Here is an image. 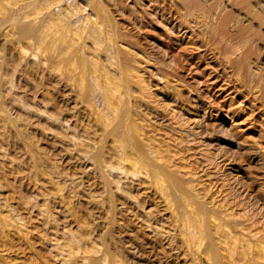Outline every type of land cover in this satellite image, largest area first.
I'll list each match as a JSON object with an SVG mask.
<instances>
[{"label": "rangeland", "instance_id": "1", "mask_svg": "<svg viewBox=\"0 0 264 264\" xmlns=\"http://www.w3.org/2000/svg\"><path fill=\"white\" fill-rule=\"evenodd\" d=\"M18 1L19 0H16V2L19 4H21L23 1L26 2V0H23V1L21 0V2H18ZM42 1H43V4H42L41 0H36V1L34 0L32 3L33 5H31V2L28 1L26 3L29 6L28 5L26 6L25 2H24L25 4L22 3L21 5H18V4L16 5V3L12 2V0H0V15H1V13H2V15L6 14L4 12L7 11L6 7L8 4L10 5L12 3L11 4L12 7L14 5H16V8L14 6V8L11 7L12 10L10 9V11H12L11 13L13 14V16H12V14H10V11H8L9 13L7 12L10 16L8 15L6 17V15L5 16L1 15L2 18L0 17V19H1L0 25L3 24L2 22L4 21L5 18L9 19V17L14 18L16 16L17 19L15 17L14 20L17 22L20 20V24H19V22L18 23L16 22L19 25V30H17L18 25H16V27H14V28L12 27V26H15V24H14L15 22L12 23V21H11L12 18H11V20H9V21H11L9 23L14 24V25L9 24L10 26L7 28L8 31H6V29H3L4 27L8 26L7 20H5L6 25H5V23H4L5 26L2 25L4 27L0 26V62H1L0 65H2V69H3L0 73V82H1L0 85L2 86V84H3L4 86L6 85L5 87H7L5 89L2 86V88H1L2 90H0V97L3 96V97H1L2 101L0 104L5 109L4 112H1V113H5V114L7 113L6 114L7 118L12 117L11 119L12 120L14 119L13 120L14 122L11 121L12 123L9 122L11 120L10 118H8V120L10 119L9 121H5V127H1L2 129H0V132L4 129L2 131L3 134L1 135V133H0V135H1L0 137L3 136L6 139L5 140L4 139L2 140V138H0V139L2 140L3 144H5V145L8 144L10 146L9 147L8 145H6L9 147V150L11 149L9 152L12 153L11 154L12 156L13 155L15 156V157L13 156L14 158L17 157V158H19L20 161L26 162V163L24 162L26 165V168L29 167L32 163L34 166L36 165L35 166L36 170L34 169L33 165L27 169L33 168L35 172L39 170L38 172H36V174L38 175L37 177L41 181H42V179L44 182L46 181V184L47 183L49 184L51 181H52L51 182L52 184H55V182L56 183H59V182L63 183L64 182V184H66L68 182V180H71L72 178L74 179V177H73L74 175H75L76 181L78 183L81 181L80 182L81 184H78L76 182V183L72 184L71 187H70L71 184L69 185L67 183V185L69 186L66 188V190H67L66 193H67V195L69 194L67 196L68 197L67 200H69L71 203L73 202L72 204L69 203V205H71L70 207H72V206L74 207V208L72 207L73 208V212H72L73 217L75 216L74 218H76V220L78 222H80V224L84 223L83 226L88 225L85 228L89 227L90 230L92 229L94 232V233L93 232L92 233L94 235H96L95 237H97V236H98L97 238L100 237L99 238L101 240L100 243L102 241L104 243V244H102V247H104V245L108 246V247L107 246L104 247L107 249L111 247L110 250H112L113 253H115L117 251V248H118V251L115 254L120 259H123V261H126V262H124L126 264H182V262H183L182 261L183 259L181 257H179L178 255L176 256L177 253L175 250L170 251V248L163 241L153 237L150 233L147 232L146 229L143 228V226L139 223V221H137V219L134 218V216L132 215L131 212L132 211L134 212L133 209H135V212H136V207L133 204H130V203L124 201L122 199V197L120 196L119 192H117V194H116V191L113 190L112 187L108 188V190H107L106 186L107 185L110 186V185L105 184L106 185L105 186L104 183H102V182H104V178H103L104 176L102 177L103 178V180H102L101 179L102 174L99 173V172H101V171H99V166L98 165L96 166V167H98L97 168L98 170L95 169V167H94L95 166L94 164H96V159H95L96 155L95 154H97L98 152H96V151L93 152V150L99 151L100 149H102V146H105L107 148L104 147V149H102V150L105 151V153H106L108 151V148H109L108 142L110 143L111 138H112V137H109L110 135L109 136L107 135V133H106V132H108L107 129H105L106 132L103 130L104 131V133H103L102 129H104L105 127L102 128L103 125H101V123H102L104 118H103V116H100V119L98 118L99 112L96 113L98 111L97 110L98 108H97V106L95 108V105L92 104V103H94L93 101L98 100L97 99L98 97L95 98L92 92L91 93L88 92V90L92 89L93 82L95 83V81L98 78H100V79H98L99 81L97 80L96 82H98L99 87L102 86L101 88L97 87V88H99L98 89L99 92L97 93V95L99 94L98 96H100L101 91L108 90L107 93L109 94L110 93L109 90H110L112 95L114 93L113 97H115V98L110 97L111 94H109L108 95L109 101L113 100V99L115 100L117 98V99H122L121 101L123 103H125L126 101L128 102V103L127 102L125 103L126 108H122L123 107L122 102L120 100H118V101L115 100L117 102V104L119 103L118 104L119 106H120V104H122V106H120V107L118 106L119 110H120V108L123 109L121 111L126 110L125 112L119 111L120 114L121 113H127L126 117L129 116L128 120H126V118H125L126 123L130 119V121L126 125H130L132 123L133 124V131H135V133L141 132V134H140L141 136L138 133V135L141 138H144V136L145 137L148 136V137H150V138H148L151 140L150 142L155 143L157 141L155 144H151L147 138L144 139L145 141H146V139L148 140V141H146V143H150L151 145H154V148L155 147L158 148V145H159V148H158V149H160L159 151H162L161 148L163 149V147L167 148L166 149L167 151H165V148L162 151L164 153V155L163 154L161 155L163 157L160 159V161L162 162L163 158H165L166 162H168L167 165L164 164V165H166L165 168H168L167 171L174 173V175H175V173H177L176 177L180 178V179H178L179 181H181V179L183 182L186 181L185 183H183L182 181L181 182H182V184H185V185H183V188H184V186H186L185 189H183V191L186 190L185 192L188 191L189 193L192 191L190 194L191 195L193 194V197L190 194H188V192L186 193L187 197L189 198V201L191 200L192 202H194V201L196 202L198 200L197 202H203V203L205 202L204 204H206L205 206H207L208 208L212 209V206H215L213 209L218 210L219 209V207L217 206L219 203L218 201L224 199L226 197L224 193H227L230 191V193L232 195H234L235 197L231 196L230 194L226 197V198H229V199H227L228 205H229V207L227 206L228 210L232 209L229 212H233L236 215L240 212L241 208L244 207L245 211L247 210L248 213L250 212L249 214L256 213V214H254L255 218L260 219L261 217H263V219H264V0H71L72 2H74L73 3L74 5L77 3L76 8H78V11L81 10L78 12V17H80L78 19V21H81L82 23H85V24H87L86 22H88L87 25H89V27H91V26L93 27L94 25H95L94 27H99V25H100L99 28L102 27L100 30L104 31V32L102 31L103 35L106 33L104 35L105 37L102 36V38L100 39L99 45H102L104 42H105L104 43L105 46L108 44V48H109L108 51H109V53H111V56H110L111 58L109 59L111 61L108 60L109 62L107 61V59H105L106 58L104 55L105 52L102 54L103 51L101 49H102V47L104 49V47H105L104 44L102 45V47L98 46V48H100V50L95 52L92 50L93 48L92 49L89 48V47H93V46H91L92 43L90 40H88V38H85V40L83 39L85 41V44H84L85 46L83 45L84 41L76 38V40L78 42H79V40H81L80 42H82V43H80V45L81 44L83 45V49H82V46H78L79 45L78 42H76L78 44H76L74 41L73 42L75 44L73 42H70V41L74 40L75 38L73 39L70 36L66 35V36H64L65 39L61 38V37H60L61 39L59 38L61 40V42L65 41V42H63V44H61L59 40H57V42L55 44L57 45V43H58L59 45H64L66 43V46H67V43H69V44L71 43V45L73 44L72 46L70 45L72 47V49L68 44V46H67L68 49H67V47H65V45L62 46L63 48L62 47L58 48V45H57V47L47 50V47L49 48V45H47V44L49 42L51 43L50 39H52V37L55 35H53V33L46 35L47 37H50V39L48 38L49 39L48 40L43 33H44V30H46V29L53 31L52 23H55L57 21V19H56V16L52 15V17H55V18H52V20H51L49 18V16L47 15V17L49 18V21L52 22L51 26H49L50 24H48L49 21L47 22V17H45L46 15L44 16L46 19L43 18V15L46 14L47 10L44 13V10L46 9V7H43V5L46 2H44L45 0H42ZM9 2H11V3H9ZM29 2H30V4H29ZM34 2H36L35 5L37 3L38 4L35 6ZM1 3H3L4 6ZM17 6H20L21 8H23V7H26V8L32 7L33 8V6H34L33 9L37 10V12L34 10H31L30 8H27V10L28 9L31 10V13L33 12L31 15L28 14L29 12L28 13L26 12L25 8H23L21 10H22V13H26V14L30 15L32 18L37 16L36 22L35 21H34L35 23L33 22L35 24V26L38 27V25H39V28H40V27H43L45 22H47V24H45L46 29H44L45 26L43 28H40L41 30L38 28V30L40 32H42V30L44 29L42 35L44 36L43 38H45L46 41L44 39V43H42L43 47H44L43 49L40 48V47H42L41 42L43 40H38V39H41L42 37H40L41 34H39L40 32L36 29L37 27H35L34 30H36V34L38 32L39 33L36 36L35 31H34L32 38H31V36H28L27 34L18 33V31L19 32L21 31L20 25L23 23L24 14L21 13V10L19 9L20 7H17ZM40 6H41V8H40ZM36 7L40 8L39 9L40 11H43L40 13L41 16H38L39 11ZM8 8L9 7H7V9ZM4 9H5V11H4ZM42 9H44V10H42ZM81 12H82L83 16H86L87 19L85 17L81 18V17H83L82 14L81 15L79 14ZM14 13H15V15H14ZM16 13L18 14V16L21 15L20 16L21 19L18 18ZM98 13H99V19H98ZM31 17H29V18H31ZM42 18L45 21H43ZM40 19L42 20V22H44V24L43 23L41 24ZM55 19H56V21L54 22ZM204 19H206V20H204ZM34 24H31L32 27ZM48 26H49V28L50 27L51 28L48 29ZM10 27H12L11 28L12 30H14L16 28L13 31V33L10 32V31H12L10 29ZM244 29L246 31H244ZM29 34L32 35V33H29ZM242 34H244V35H242ZM20 35L21 36L23 35V36L20 37ZM38 35H40V36L38 37ZM26 36H28V37L26 38ZM221 36H223V37L221 38ZM35 37H37V39H35ZM62 37H63V35H62ZM103 37H104V41H103ZM107 37H109L110 41L107 40ZM68 38H71L72 40L68 39ZM62 39H64V40L62 41ZM66 39H68V40H66ZM30 41H32V42H30ZM36 41H37V44H34V43H36ZM38 41L40 43H38ZM102 41H103V43H102ZM16 43H18L17 44L18 46L16 45ZM45 43H46L47 47H45V45H44ZM109 43H112L111 46ZM55 44L53 45L51 43L50 48L55 46ZM225 44H226V46L232 45L233 47L235 44V46L238 47L239 54H240V55H238L239 59H238V57L236 58L237 54L235 55L234 53H232L234 51V49L231 50L232 46H231V48L230 47L228 48V50L230 49L232 51L231 52L229 50L232 53V54H230V52L227 51V47L225 46ZM51 45H53V46H51ZM86 45H87V47H86ZM122 45H124V46L122 47ZM73 46H75V48ZM76 46H78L79 48L81 47L82 50L75 51L76 48H78ZM24 47H25V49H24ZM110 47H111V49H110ZM223 47H224V49H223ZM21 48H23V49H21ZM56 48H58V49H56ZM114 48H115V51H113ZM234 48H236V47H234ZM44 49H46V51ZM85 49H87V50L85 51ZM88 49H90V50H88ZM127 50H129V51H127ZM23 51H24V53H23ZM78 51H81V52H78ZM92 51L95 53H92ZM99 51H101V52H99ZM121 52L123 53V56H122ZM125 52H126L128 60L126 59V56L124 57ZM225 52H227L229 54H227ZM62 53H64V54H62ZM81 53L85 56L81 55ZM88 53H90V54H88ZM34 54H36V55L34 56ZM45 54H47V55L44 56ZM92 55L94 57L91 58ZM130 55H131L130 59L132 58L131 61H129ZM232 55H233V57H232ZM113 56L115 57L114 59H113ZM31 57H34V58H31ZM119 57H121V58L124 57V58L120 59ZM133 57H134V59H133ZM88 58H90V59H88ZM96 58L98 59V61ZM231 58H232V61H231ZM233 58L237 59V60L234 59L235 63L233 62L234 61ZM95 60L97 62H95ZM121 60H124V61L121 62ZM238 60L242 61L241 65L236 64V62L240 63ZM116 61H118V62H116ZM119 61H120V64L124 63L121 66L125 65L124 66L125 70H123V68L121 66H119V64H117V63H119ZM44 62H45V64H44ZM127 62H131V63H129L130 68L128 66V68L131 71L129 69L126 71L127 65H128ZM91 63L94 66H96V64L98 63V65H97L98 70H97V68H94L93 65L91 66L90 65ZM108 63L113 64V65H109ZM137 63L139 65L141 64V66H139ZM131 65L135 66L134 67L135 69ZM136 65L138 68L136 67ZM89 66L92 67L91 70H89ZM143 67H144V69H143ZM136 68H137V70H136ZM102 69H104V70H102ZM132 69H134V72H136V73H134V72L132 73V71H133ZM92 70H93L94 74H95V72L98 71L97 72L98 75L95 74L96 75L95 76L92 72L89 73V71H92ZM101 71H105L108 73L107 74L105 73V75H103L104 73L103 72L101 73ZM121 72L123 73V75ZM126 72H128V73L130 72L132 77L130 74H128ZM5 73H6V76L4 75ZM2 74L5 76V77H3V79H1V76H3ZM89 74H91V76L93 75L94 79L96 78V80L93 81V77H91V76L89 77ZM114 74H116V75H114ZM117 74H119V75H117ZM133 74H134V76H133ZM135 74H137L139 77L138 76L136 77ZM148 75H150V76H148ZM98 76H101V77H98ZM102 76L106 80H104V78ZM106 77H108V78H106ZM4 78H6V80H4ZM128 78H129V80H128ZM159 78L161 79V81H164V79H165L166 80L165 82L168 84H169V82L171 83V86L169 84L170 87L167 85L169 87V89L174 90L173 89L174 87H175V89H177L179 87L178 88L179 90H177V92L178 91L180 92L179 94L181 95V100H180L181 103H180V101L179 102L170 101L172 99L164 97L159 93L157 86H156V83H157L156 81H157V79L159 81L160 80ZM7 79H9V80H7ZM142 79L143 80L145 79L144 81L146 83L144 81H142L144 85L140 84V83H142L140 81ZM110 80H111V82H110ZM114 80L116 82H113ZM120 80L122 83L120 82ZM2 81H5V82L7 81L6 82L7 84L13 83V86L11 84L7 85V84H5V82H2ZM138 81H140V82L138 83ZM154 81L156 83H151ZM109 82L115 83V86L113 85V83L111 85ZM100 83H101V85H100ZM116 83H119V84H116ZM95 85H97V84L95 83ZM116 85L117 86L120 85V86L117 87ZM145 85H146V87H145ZM105 86L107 87V89ZM108 86H110V87L114 86L116 88H114V91H112L111 89H113V87L110 89V87H108ZM139 86H141V87H139ZM128 87H129V89H128ZM11 88H12V92L10 93ZM118 88H120V89H118ZM141 88H143L144 90H142ZM8 89H10V90H8ZM100 89H101V91H100ZM145 89H147V91ZM15 90H16V92H15ZM105 91H103V94H101V99H99L98 101L95 102L96 105L101 106V104L103 103L102 106H104L105 103L108 104L109 101L107 102L104 99V98L108 97V96L105 97L107 95V93H105ZM87 92L89 93L88 95H90V94L91 95L88 96L86 94ZM115 92H116V96H115ZM142 92L143 93L146 92V93L142 94ZM149 92H151V93H149ZM104 93H105V95H104ZM10 94L12 97L10 96ZM77 94H78V96H77ZM15 96L17 97V99L20 103L18 101H17V103L15 102L16 101ZM4 97H6V98H4ZM89 97L90 98L94 97V100H93V98H91L92 99L91 100ZM102 97H104V98H102ZM118 97H122V98H118ZM160 97H162V99ZM10 98H13L12 100L13 101L15 100L14 101L15 103L13 102L10 104V100H11ZM111 98H113V99H111ZM193 98L195 99V101ZM102 99H103V101H101ZM145 99H146V101H145ZM191 99H193V101ZM12 100H11V102H12ZM113 101H111V103ZM153 101H155V102H153ZM169 101H170V103H169ZM182 101H183V104H182ZM2 102H3V104H2ZM97 102H99V104ZM165 102H167V103H165ZM4 103H5V105H4ZM21 103H22V107H25V109L27 107L25 105L30 104L29 106L32 109L28 106L29 107L28 109L25 110L23 108V110H22L21 109L22 107L20 105ZM153 103H154V105H153ZM193 103L194 104L196 103L198 105L197 106L198 107V110H197L198 118L197 117L196 118L197 119L201 118L200 123H202L200 126L195 125V127H194V132L196 130V132L194 133L195 141L198 140V143L196 142L197 145L195 144V146H197V148L194 146V143H193V145L190 143L187 144L188 141H186V140H188L190 137L188 136L187 131H185V129H187V126L192 125L190 123H192V121L194 119V115H193L194 112L193 111L195 110L194 108L196 107L195 106L196 104L194 105ZM16 104H19V107ZM191 106H193V107H191ZM93 107H94V109H93ZM133 107H134V109L136 108L137 110L135 109V111H134ZM181 107L185 108V110H187V111L185 112V110L184 111L181 110L182 109ZM2 108L0 107V109H2ZM33 108L36 112H34ZM6 109H7V111H6ZM29 109H31V111H29ZM36 109L37 110L39 109L40 111H42L44 109V110H46L44 112H46L47 114L44 113L45 114L44 115L43 112H40L41 114L44 115V116L43 115L41 116V114L38 113L39 110L37 111ZM188 110H190V111H188ZM20 111L22 112V114L20 113ZM26 111H28V112H26ZM32 112H34V113H32ZM135 112H138L139 114L135 113ZM9 113H11V114L9 115ZM36 113H38L39 115H36ZM130 113H131V115H130ZM181 113H182V115H180ZM203 113H205V114H203ZM47 115H50L51 117L56 116V118L57 119L59 118V119L58 120L56 118H54V119L57 120V122L59 121L60 123L58 122V124H57V122L54 123V122L50 121V119L48 120L47 118H49L50 116L48 117ZM131 116H133V117H131ZM175 116H178V118L181 119V122L183 120V122L185 123V124L183 123V125H184L183 127L184 128L186 127L185 129L184 128L179 129L177 127V125H176L177 121H174V119L177 120L178 118H176ZM15 117L17 120L15 119ZM101 117H102V120H101ZM51 119L54 120L53 118H51ZM180 119H178V121ZM186 120H188V121H186ZM190 120H191V122H190ZM7 122L9 123L8 126L10 127L11 130L8 128V126L6 128ZM174 122H175V124H173ZM0 123H1V121H0ZM13 123H15V124L13 125ZM10 124L13 125L14 129L11 128L12 125L10 126ZM45 124H49L48 127L49 126L50 127L48 128L47 125H45ZM52 124H54V125H52ZM55 124H57V125H55ZM59 124H60V126L63 125L62 127H65V126L69 127L68 129H70V127L74 128V131H76L77 133L74 131L73 132H74V134L75 133L77 134V137H76L77 139L81 138V140L85 141L84 139L87 138L86 141H88V143L90 144L89 148H86V146H85V148H86L85 149L83 144L76 143L74 145V144H71V142L68 143L70 140L68 139L69 141H67V138L65 136L66 134L63 132V130L60 129ZM132 124H131V126H132ZM139 125L144 126V127H141ZM148 125H150V126H148ZM15 126L18 128V130H21V131H18ZM175 127L177 129H175ZM51 128H52V130H51ZM6 129H7V131H6ZM47 129H48V131H47ZM134 129H136V130H134ZM12 130H14V132ZM137 130H140V131H137ZM167 130H169V131H167ZM16 131H17V133H16ZM183 131H184V133H183ZM4 132H5V134H4ZM52 132H54V133H52ZM165 132H167V133H165ZM147 133H148V135H147ZM19 134H20V136H19ZM142 134H143V136H142ZM152 134L154 135V137ZM79 135H80V137L78 138ZM60 136H61V138H60ZM62 137L65 139L63 140ZM140 137H139V139H140ZM151 137L155 140V142H154V140L152 141ZM10 139H11V141H10ZM99 140H100V142H99ZM104 140H106V141H104ZM142 140L143 139H140L139 142L144 143L145 141H142ZM24 141H25V143H24ZM90 141H92V142H90ZM93 141H95V142H93ZM179 141H183V142H179ZM13 142L15 145H13ZM17 142H18V144H17ZM28 142L30 143V145ZM158 142L159 143L161 142L160 143L161 145L166 144V146H164V145L161 146ZM205 142L207 143V145H203ZM91 143H94V145ZM199 143H200V145H198ZM210 143H212V144H210ZM70 144L72 146L74 145V148L77 147V144H78V148H76V150H75L73 147H71ZM81 145H83V146L81 147ZM140 145L141 146L144 145L146 147L145 143L140 144ZM168 145L170 146V148H168L169 147ZM189 145H190L191 149H188ZM198 146H200V148H198ZM26 147L27 148L29 147V148L27 149ZM206 147L210 148V149H207ZM23 148H25V149H23ZM71 148L73 149L72 151L69 150ZM195 148H196V150H195ZM32 149H33V151H31ZM83 149L85 150V153H87V154H85L83 152L84 151ZM89 149L91 150L92 153L90 152ZM24 151H26V152H24ZM79 151L82 152L81 153L82 156H84L83 155V153H84L85 157H82L81 154L79 155V153H80ZM16 152L18 153L19 156L17 155ZM31 152H34V153H31ZM68 152L69 153L72 152V153L69 154ZM162 152H160V153H162ZM211 153H212V155H211ZM76 154L79 155V157L82 160L79 157H77ZM89 154H90V157L88 156ZM130 154L131 153H129V155ZM156 154H159V153L156 152ZM132 155L133 154H131V156H130V158H132V159L134 157H138L137 155L136 156L135 155L132 156ZM21 156H23L22 159H21ZM37 156L40 158L38 159ZM152 156H154V155L152 154L151 156H148V157L152 158ZM159 157H160V155H159ZM86 158H87V160H85ZM154 158L155 157H153V159ZM205 158H207V159L211 158L210 160H211L212 164H214V163L215 164L210 165V167H209V165H207V164L209 163L210 160L208 159L209 161L207 160V162H205L204 161ZM137 159H139V157ZM87 161H89V162H87ZM92 161H94V164H93L94 166H92V169H91L92 173H91V170L87 169L88 168L87 164L88 163L90 164V162H92ZM142 161L140 160V162L142 163L141 166H143V168L146 167L145 163L147 164V167L149 166V163H147V162L144 163V161L143 162ZM156 161H157V159H156ZM160 161H158V163ZM30 162H31V164H30ZM83 162H85V165ZM161 162H160V164H162L163 162L166 163L165 161H163L162 163ZM203 162H205L206 164ZM205 165L207 167H209V169ZM215 165H216V167H215ZM167 166H169V167H167ZM81 167L83 170H84V168L87 169V171L86 170L83 171L81 169ZM42 168H44V169L42 170ZM149 168H150V166H149ZM46 169H47V171H46ZM144 169H147V168H144ZM62 170H63L64 174L62 173ZM88 170H89V172H88ZM43 171H45V173ZM96 171H98V173H95ZM185 172H187L189 176ZM55 173L57 174L56 175L57 177L53 176V175H55ZM192 173H195V177H193L194 175ZM67 174H68V176L70 175L71 177L70 176L68 177ZM71 174H73V176ZM98 174H101V175H98ZM183 174H184V176H183ZM177 175H179V176H177ZM199 175H200V177H199ZM63 176H65V177H63ZM78 176L80 179L78 178ZM196 176H197V178H196ZM225 176H226V178H228V181H229L228 186L223 181V178ZM55 177H56V179H55ZM165 177L166 176L164 175L163 178H165ZM185 177L187 178V180ZM44 178H45V180H44ZM77 178L80 181H78ZM189 179L191 182L189 181ZM100 180H102V181L100 182ZM192 180H194V181H192ZM199 180H201V181H199ZM86 181H89V182H86ZM51 183L49 185H51ZM89 183L91 186L89 185ZM159 183L158 184L160 186H162V188L164 186L163 191L165 189L166 195H168V193H169L168 197L169 196L172 197L173 195H175V197H172V199L169 198V199H171V201L173 199H175L172 201L174 203H176L179 200V197L181 196V194L184 195V193H182L181 192L182 190L180 189V188H182V184H181L180 188L177 187L176 185H175L176 186L175 187L174 184L172 185L168 181V179H163L162 183H161V181ZM48 184H47V186L49 187ZM229 184L231 186H229ZM67 185H65V186H67ZM96 186H97V188H96ZM101 186L103 188H101ZM228 187H230V189ZM170 188H172V189H170ZM74 189L76 190V192L73 191ZM110 189L113 191V193ZM104 192H106V193H104ZM170 192H172V193L170 194ZM178 192H180L181 194H179ZM103 194H106V195H103ZM150 195L151 194L148 193L146 199H150L151 201L149 200V202L151 204L154 202L153 204H155V206H154L155 210L157 209L161 213H163L162 203L158 204V202L156 201L157 199L155 200L153 195H151V196ZM186 195H184L185 198H186ZM230 196L233 198H231ZM70 197H72V198H70ZM98 197H100V198H98ZM151 197L153 198V200L151 199ZM176 197L178 198V200ZM96 199H97V201H96ZM111 199H112V201H111ZM181 199L182 198H180L179 201H181ZM215 199H216V201H215ZM229 200H231V201H229ZM119 201H121V202H119ZM171 201H170V203H171ZM179 201L176 204L171 203L173 206L175 205L174 208L172 207L173 208L172 212H176V214H180L181 210H179V209H182V208H180L181 204L179 203ZM192 202H191V204H192ZM215 202H217V203L215 204ZM106 203H108V204L106 205ZM119 203H120L121 207H119ZM98 204H99V206H98ZM100 204H101V206H100ZM126 204L128 206H126ZM179 204H180V206H179ZM130 205H132V207ZM194 205L195 204L193 203V206ZM112 207H115V208L113 209ZM130 207L132 209H130ZM76 208H78L79 210L78 209L76 210ZM107 208H109V209H107ZM110 208H111V210H110ZM177 208H178V212H177ZM103 209H104V211H103ZM71 211H72V209H71ZM224 211H227V210L225 209ZM78 212H80L81 214ZM74 213L76 215H74ZM116 213L118 216L115 215ZM78 214H79V216H78ZM88 215H90V216H88ZM97 218H98V220H97ZM79 220H81V221H79ZM89 222H91V223H89ZM93 224H94V226H93ZM259 227H261V226L259 225L258 228ZM252 228L253 227H251V230H252ZM253 229H255V228H253ZM213 231L210 233L211 236H209V237H211L210 239L214 238L213 240L216 239L217 241L215 240V244L217 243L216 245H218V246H216V248L218 249L216 251L217 252L216 258H217V256H218V258L215 260L213 257V259L219 263H220V261L222 262V260H223V262H226L225 264L231 263L230 260L228 261L229 263H227V261H225V260L229 259L228 254H227L228 248H225V246H227V245L222 246L225 243L220 242L222 244L221 245L219 243V237H217L218 234L216 233V235H215V233ZM97 233L99 235H102V236H99ZM237 234H238V232H237ZM212 235H214L215 237L213 236V238H212ZM238 237H239L238 239H239L240 243L238 242V244L235 245V247H236L235 251L237 250L235 256H238V258H241L242 256L238 251H240L239 248H242L241 246H243V244L246 245V243L241 244L240 239H242V238H240V233H239ZM104 240L106 243L104 242ZM112 240L115 243L112 242ZM206 240H205V244H201L198 246L200 249H203L202 251L199 250L198 248H197V250H195L196 255H197L196 259L199 258L198 261L200 264H215L216 262L215 263L210 262L212 260V258L209 257L211 255V252L209 251V249L204 248L205 245L207 244ZM230 240L231 241H229V242L232 243L233 240L232 239H230ZM244 242H246V240H244ZM202 243H204V242L202 241ZM111 244H113V245H111ZM114 247H115V249H114ZM245 248L241 249V251L244 250ZM246 249H248V247ZM251 250L252 249H250V251ZM206 251L210 252V255ZM246 251H244V252H246ZM252 251L250 252V254H248L249 253L248 252L246 254V256L249 257L251 254H253ZM199 252L202 253V255L201 254L199 255ZM204 252H206V253H204ZM237 252L240 255H237ZM241 253L243 254V252H241ZM45 255H47V254H45ZM253 255H254L253 259L255 262H258V263L260 261L264 262V261H262V258L259 260L260 257H258L256 255V253H254ZM205 256H208V258H210V259H208ZM255 257L256 258L258 257V261H256L257 259L255 260ZM219 259H221V260L219 261ZM195 261H197V260H195ZM239 261H240V259H238V262ZM241 262H240V264H241ZM245 262H246V260H245ZM248 262H251L252 264H254L252 262V260H250ZM248 262H246V263H248ZM183 264H185V263H183ZM220 264H223V263H220Z\"/></svg>", "mask_w": 264, "mask_h": 264}, {"label": "bare ground", "instance_id": "2", "mask_svg": "<svg viewBox=\"0 0 264 264\" xmlns=\"http://www.w3.org/2000/svg\"><path fill=\"white\" fill-rule=\"evenodd\" d=\"M23 1V0H22ZM28 1H30L31 2V5H33L32 3H33V1L34 0H26V2H28ZM36 1V0H35ZM12 2H14V3H16V5L18 4V5H21L22 3H24L25 1H23L21 4H19V3H17L16 2V0H12ZM18 2H21V0H19ZM25 2V3H26ZM30 2H29V4H30ZM41 2H42V4H43V1L41 0ZM44 2H46V3H44V5H43V7H46V9L44 10V9H42V10H44V13L46 12V10H47V12H46V14H44L43 15V18L44 19H46L45 17H47V15L49 16V18L52 20V18H55V17H52V15L53 16H56V19H57V21H56V19L54 20V22L55 23H52L51 21H49V18L47 17V22H48V24H50L49 26H51V23H52V25H53V31L52 30H47L46 29V25L45 24H47V22H45V24H44V22H42V20L40 19V22H41V24L43 23L44 25H43V27H44V29H46V30H44V33H43V30H42V32H40L39 30H38V28H39V25H38V27L37 26H35V22H36V17L37 16H35V17H31L30 15L33 13H31V10H34V11H36L37 12V10H35V9H33L34 8V6H33V8L31 7H27V8H30V9H28L27 10V8L26 7H23V8H25L26 9V12L28 13V14H30V15H28V14H26V13H22V10L21 9H23V8H21L20 6H17V7H20L19 9L21 10V13L22 14H24V18H23V23L20 25V32L18 31V33H21V34H27L28 36H31V38H32V36H33V32L35 31V35L37 36V34L39 33V34H41V36L40 35H38V37L40 36V37H42L41 39H38V40H43L42 42H41V44L42 43H44V39L45 38H43L44 36L42 35V33L46 36V35H48V34H52L53 33V35H55V36H53L52 37V39H50V37H47L46 36V38L48 39H50V41H51V43L54 45L56 42H57V40H59L60 41V43L61 44H63V42H65V41H63L65 38H64V36H66V35H68V36H70L71 38H75L74 40H72L71 38H68V39H71L72 41H70V42H78L77 40H76V38L77 39H81L82 41H84L85 40V38H88V40H90L91 41V43L93 44H91V46H93V47H89L90 49H92L93 51H95V52H97L98 50H100V48H98V46H101L102 47V45L105 43H103V41H104V35L106 34H104L103 35V30H100L101 28H99L100 27V25H99V27H89V25H87L88 24V22H86L87 24H85V23H82L81 21H78V19L80 18V17H78V12L79 11H81V10H79L78 11V8H76V4L74 5L73 3L74 2H72L71 0H45ZM5 3V2H4ZM7 3V2H6ZM9 3H11V2H9ZM24 3V4H25ZM35 3L36 2H34V5H35ZM40 3V2H39ZM100 3V2H99ZM1 4H3V3H1ZM12 4V3H11ZM7 5V7H9L8 9H7V7H6V12H4L5 11V9H4V13H6V14H3L2 15V13H1V15L2 16H5L6 15V17L9 15L8 13V11H10V9H11V7H12V5ZM23 4V5H24ZM38 4V3H37ZM36 4V5H37ZM41 4V3H40ZM6 5V4H5ZM14 5V4H13ZM16 5H14L15 6V8H16ZM28 4L26 3V6H27ZM35 5V6H36ZM74 5V6H73ZM3 6H4V4H3ZM14 6L12 7V8H14ZM25 6V5H24ZM29 6V5H28ZM37 8V7H36ZM40 8H41V6H40ZM40 8H37L38 9V16H41L40 15V13L41 12H43V11H40L39 9ZM2 9V8H1ZM18 9V8H17ZM12 10V9H11ZM30 10V11H29ZM98 10V9H97ZM15 11V10H14ZM13 11V12H14ZM19 11V10H18ZM106 11V10H105ZM2 12V11H1ZM8 12V13H7ZM12 11H10V14H12L11 13ZM17 12V11H16ZM25 12V11H24ZM35 12V13H36ZM99 12V11H98ZM108 12V11H107ZM18 13V12H17ZM16 13V15L18 16V14ZM80 15L82 14V12L81 13H79ZM108 14V13H107ZM1 15H0V17H1ZM14 15H15V13H14ZM46 15V16H45ZM102 15V14H101ZM100 15V16H101ZM10 16V15H9ZM12 16H13V14H12ZM21 16V15H20ZM20 16H18V18H20ZM45 16V17H44ZM51 16V17H50ZM82 16H83V14H82ZM16 17V16H15ZM14 17V18H15ZM29 17H31V18H29ZM86 18V16H83V17H81V18ZM198 17V16H197ZM2 18V17H1ZM5 18V17H4ZM3 18V19H4ZM11 18H12V20H11ZM9 17V19H4V21L5 20H7V25L8 26H6V27H4L5 25H6V21L4 22L3 20V24H1L0 26H2V25H4V23H5V25L4 26H2V27H4L3 29H6V31H8L7 30V28L10 26V25H14L15 24V26H12L13 28L14 27H16V25H18L17 23L19 22V24H20V20L17 22V21H15L14 20V18L13 17ZM42 18V19H43ZM16 19H17V17H16ZM21 19V18H20ZM43 19V21H45ZM87 19V18H86ZM96 19V18H95ZM98 19H99V13H98ZM106 19V18H105ZM110 19V18H109ZM9 20H11L12 21V23L13 22H15L14 24H11V23H9V22H11V21H9ZM84 20V19H83ZM204 20H206V19H204ZM0 21H1V19H0ZM35 21V22H34ZM97 21V20H96ZM17 22V23H16ZM34 22V23H33ZM101 22V21H100ZM1 23V22H0ZM103 23V22H102ZM113 23V22H112ZM10 24V25H9ZM31 24H34L33 25V27H32V25ZM114 24V23H113ZM93 25V24H92ZM112 25V24H111ZM49 26H48V29H50L49 28ZM1 27V28H2ZM12 27H10V29L12 28ZM18 27V29L17 30H19V25L17 26ZM35 27H37L36 29L39 31L37 34H36V30H34L35 29ZM43 27H40V28H43ZM39 28V29H40ZM16 29V28H15ZM14 29V30H15ZM109 29V28H108ZM115 29V28H114ZM192 29V28H191ZM12 30V29H11ZM14 30H12V31H10L11 33H13V31ZM41 30V29H40ZM103 31V32H102ZM106 31V30H105ZM215 31V30H214ZM244 31H246L245 29H244ZM218 32V31H217ZM216 32V33H217ZM243 32V31H242ZM29 33H32V35L31 34H29ZM55 33V34H54ZM114 33V32H113ZM221 34V33H220ZM10 35V34H9ZM8 35V36H9ZM34 35V36H35ZM62 35H63V37H62ZM108 35V34H107ZM106 35V36H107ZM111 35V34H110ZM218 35V34H217ZM242 35H244V34H242ZM241 35V36H242ZM11 36V35H10ZM16 36V35H15ZM23 36V35H22ZM21 35H20V37H22ZM28 36H26V38L28 37ZM102 36H104L103 37V41H102V45H99L100 43V39L102 38ZM64 38V39H62V41L63 42H61V38ZM223 36H221V38H222ZM17 38V37H16ZM60 38V39H59ZM67 38V37H66ZM90 38V39H89ZM23 39V38H22ZM30 39V38H29ZM28 39V40H29ZM34 39V38H33ZM35 39H37V37H35ZM48 39V40H49ZM68 39H66V40H68ZM84 39V40H83ZM112 39V38H111ZM220 39V38H219ZM76 40V41H75ZM81 40H79V45L78 46H82V49H83V45L85 44V41H84V43H83V45L81 44L80 45V43H82V42H80ZM87 40V39H86ZM107 40H109L110 41V39H109V37H107ZM186 40V39H185ZM5 41V40H4ZM45 41H46V39H45ZM218 41V40H217ZM28 42V41H27ZM30 42H32V41H30ZM29 42V43H30ZM35 42V41H34ZM48 42V41H47ZM46 42V43H47ZM73 42V43H74ZM107 42V41H106ZM113 42V41H112ZM38 43H40L39 41H38ZM46 43L44 44L45 45V47H47L46 46ZM50 42L47 44V45H49V48L47 47V50L48 49H53V48H55V47H57V45H58V48L59 47H62V46H64L65 45V47H67L68 46V44L69 43H67V46H66V43L64 44V45H59L58 43H57V45L55 44V46H53V45H51V46H53L52 48H50V44H51ZM74 43V44H75ZM78 43H76V44H78ZM186 43V42H185ZM227 43V42H226ZM18 43H16V45H17ZM31 44V43H30ZM33 44V43H32ZM34 44H37V41H36V43H34ZM107 44V43H106ZM110 44V46H111V44L112 43H109ZM190 44V43H189ZM71 45V43L69 44V46ZM73 45V44H72ZM71 45V46H72ZM18 46V45H17ZM16 46V47H17ZM38 46V45H37ZM70 46V47H71ZM78 46H76V47H78ZM85 46V45H84ZM104 46H105V44H104ZM124 45H122V47H123ZM221 46V45H220ZM225 46H226V44H225ZM232 46V45H231ZM231 46L229 45V46H226L227 47V51H229L228 50V48L230 47L231 48ZM22 47V46H21ZM31 47V46H30ZM74 48H75V46H73ZM86 47H87V45H86ZM234 47H236V48H234ZM234 47L232 46V49L231 50H233L234 49V51L232 52L231 50V52L232 53H234L235 55H236V58L238 57V55H240L239 54V50H238V47L237 46H235V44H234ZM27 48V47H26ZM40 48H44L43 47V44H42V47H40ZM58 48H56V49H58ZM63 48V47H62ZM73 48V49H74ZM125 48V47H124ZM21 49H23V48H21ZM24 49H25V47H24ZM67 49H68V47H67ZM70 49V48H69ZM71 49H72V47H71ZM81 49V47L79 48H76V50L75 51H77V50H82ZM90 49H88V50H90ZM110 49H111V47H110ZM120 49V48H119ZM223 49H224V47H223ZM34 50V49H33ZM45 51H46V49H44ZM61 50V49H60ZM87 49H85V51H86ZM103 52H102V54L105 52V59H107V61L111 58L110 56H111V53H109V48H108V44L104 47V49H103V47H102V49H101ZM226 50V49H225ZM21 51V50H20ZM31 51V50H30ZM42 51V50H41ZM66 51V50H65ZM84 51V52H85ZM92 51V53H95V52H93ZM113 51H115V48H114V50ZM112 51V52H113ZM127 51H129V50H127ZM126 51V52H127ZM192 51V50H191ZM229 51V52H230ZM78 52H81V51H78ZM89 52V51H88ZM99 52H101V51H99ZM120 52V51H119ZM126 52L124 53L125 55H124V57L126 56V59L128 60V58H127V55H126ZM230 52V54H232ZM23 53H24V51H23ZM83 53V52H82ZM81 53V55H83ZM86 53V52H85ZM91 53V52H90ZM90 53H88V54H90ZM122 53V52H121ZM120 53V54H121ZM225 53H227V52H225ZM22 54V53H21ZM44 54V53H43ZM51 54V53H50ZM62 54H64V53H62ZM98 54V53H97ZM116 54V53H115ZM136 54V53H135ZM227 54H229V53H227ZM233 54V55H234ZM27 55V54H26ZM36 54H34V56H35ZM47 54H45L44 56H46ZM49 55V54H48ZM103 55V56H104ZM233 55H232V57H233ZM32 56V55H31ZM42 56V55H41ZM83 56H85V55H83ZM82 56V57H83ZM99 56V55H98ZM101 56V55H100ZM116 56V55H115ZM122 56H123V53H122ZM189 56V55H188ZM2 57V56H1ZM57 57V56H56ZM61 57V56H60ZM92 57H94L93 55L91 56V58ZM97 57V56H96ZM124 57H119L120 59H123ZM130 57H131V55L129 56V61H131V59H130ZM231 57V56H230ZM31 58H34V57H31ZM37 58V57H36ZM65 58V57H64ZM79 58V57H78ZM115 57L113 56V59H114ZM146 58V57H145ZM20 59V58H19ZM45 59V58H44ZM70 59V58H69ZM87 59V58H86ZM88 59H90V58H88ZM97 59V58H96ZM100 59V58H99ZM125 59V60H126ZM133 59H134V57H133ZM235 58H233V60H234ZM238 59H239V57H238ZM35 60V59H34ZM55 60V59H54ZM228 60V59H227ZM235 60H237V59H235ZM235 60L233 61L234 63H235ZM2 61V60H1ZM5 61V60H4ZM47 61V60H46ZM79 61V60H78ZM88 61V60H87ZM97 61H98V59H97ZM96 60H95V62H97ZM109 61H111V60H109ZM108 61V62H109ZM115 61V60H114ZM122 61H124V60H121V62ZM203 61V60H202ZM231 61H232V58H231ZM240 63H238V62H236V64H240L241 65V62L242 61H240V60H238ZM92 62V61H91ZM104 62V61H103ZM116 62H118V61H116ZM136 62V61H135ZM140 62V61H139ZM1 63V62H0ZM7 63V62H6ZM18 63V62H17ZM56 63V62H55ZM54 63V64H55ZM81 63V62H80ZM93 63V62H92ZM90 64L91 66L93 65V64ZM105 63V62H104ZM114 63V62H113ZM128 63V65H127V69H126V71L130 68V66H129V63H131V62H127ZM126 63V64H127ZM38 64V63H37ZM44 64H45V62H44ZM109 64V63H108ZM117 64H119V66H121L122 64H124V63H121L120 64V61H119V63H117ZM138 64V63H137ZM149 64V63H148ZM243 64V63H242ZM42 65V64H41ZM58 65V64H57ZM84 65V64H83ZM98 65V63L96 64V66ZM109 65H113V64H109ZM108 65V66H109ZM139 65V64H138ZM174 65V64H173ZM45 66V65H44ZM82 66V65H81ZM87 66V65H86ZM94 66V65H93ZM96 66H94V68H97V70H98V66L96 67ZM125 65H123V66H121L122 68H123V70H125L124 67ZM128 66H129V68H128ZM133 68L135 67V66H133V65H131ZM139 66H141V64L139 65ZM4 67V66H3ZM120 67V68H121ZM136 67H137V65H136ZM0 73H1V71L3 70L2 69V65H0ZM40 68V67H39ZM68 68V67H67ZM73 68V67H72ZM82 68V67H81ZM93 68V69H94ZM104 68V67H103ZM119 68V69H120ZM121 68V69H122ZM138 68V67H137ZM137 68H136V70H137ZM140 68V67H139ZM197 68V67H196ZM65 69V68H64ZM74 69V68H73ZM92 69V67H90L89 66V70H91ZM100 69V68H99ZM118 69V70H119ZM135 69V68H134ZM134 69H132L133 71H132V73L134 72ZM142 69V68H141ZM143 69H144V67H143ZM142 69V70H143ZM158 69V68H157ZM102 70H104V69H102ZM130 70V69H129ZM135 70V71H136ZM44 71V70H43ZM55 71V70H54ZM72 71V70H71ZM122 71V70H121ZM131 71V70H130ZM157 71V70H156ZM14 72V71H13ZM90 72H92L93 73V70L92 71H89V73ZM95 72V71H94ZM98 72V71H97ZM97 72H95V74L96 75H98V73ZM104 73L103 75H105V73L107 74L108 72H105V71H101V73ZM144 72V71H143ZM142 72V73H143ZM73 73V72H72ZM91 73V74H92ZM122 73V72H121ZM125 73V72H124ZM126 73H128V72H126ZM134 73H136V72H134ZM138 73V72H137ZM140 73V72H139ZM158 73V72H157ZM91 74H89V77L91 76ZM94 74V73H93ZM94 74V75H95ZM128 74H130V72L128 73ZM168 74V73H167ZM3 75V74H2ZM5 76H6V73L4 74ZM1 76V79H3V77H5V76ZM8 75V74H7ZM95 75V76H96ZM114 75H116V74H114ZM117 75H119V74H117ZM121 75V74H120ZM122 75H123V73H122ZM131 75V74H130ZM73 76V75H72ZM108 76V75H107ZM110 76V75H109ZM133 76H134V74H133ZM135 76L137 77L138 75L137 74H135ZM148 76H150V75H148ZM209 76V75H208ZM91 77H93V75L91 76ZM98 77H101V76H98ZM103 77V76H102ZM120 77V76H119ZM128 77V76H127ZM131 77H132V75H131ZM130 77V78H131ZM139 77V76H138ZM142 77V76H141ZM144 77V76H143ZM167 77V76H166ZM179 77V76H178ZM7 78V77H6ZM6 78H4V80H6ZM9 78V77H8ZM104 78V77H103ZM106 78H108V77H106ZM146 78V77H145ZM92 79V78H91ZM98 79H100V78H98ZM97 79V80H98ZM119 79V78H118ZM123 79V78H122ZM125 79V78H124ZM148 79V78H147ZM150 79V78H149ZM160 79V78H159ZM7 80H9V79H7ZM11 80V79H10ZM96 80V78L94 79V77H93V81H95ZM96 80V81H97ZM104 80H106L105 78H104ZM109 80V79H108ZM107 80V81H108ZM117 80V79H116ZM126 80V79H125ZM128 80H129V78H128ZM131 80V79H130ZM139 80V79H138ZM145 80V79H144ZM143 79L142 80H140L141 82L142 81H144ZM156 80V79H155ZM163 80V79H162ZM67 81V80H66ZM92 81V80H91ZM92 81V82H93ZM95 81V83L98 85V82H96ZM99 81V80H98ZM140 81H138V83L140 82ZM166 80L164 79V81H161V79L158 81V79H157V83L154 81V82H151V83H156V86H157V89H158V91H159V93L162 95V96H164V97H167V98H169V99H172V100H170V101H174V102H179L180 100H181V95L179 94L180 92L178 91L177 92V90H179L177 87V89H175V87L173 88L174 90H172V89H169V87L171 86V83L169 82V84H170V86H169V84L168 83H166L165 82ZM169 81V80H168ZM2 82H5V81H2ZM7 82V81H6ZM5 82V84H7ZM110 82H111V80H110ZM109 82V83H110ZM113 82H116L115 80L113 81ZM112 82V83H113ZM120 82H121V80H120ZM129 82V81H128ZM135 82V81H134ZM145 82V81H144ZM1 83V82H0ZM73 83V82H72ZM95 83L93 82V87H92V89L91 90H88V92H92L93 93V95H94V97L95 98H97L98 100L99 99H101V94H103V91H105V90H103V91H101V89H100V91H101V94H100V96H98L97 95V93L99 92L98 91V89L99 88H101V87H99V85L97 86V85H95ZM108 83V84H109ZM112 83H110L111 85H112ZM122 83V82H121ZM120 83V84H121ZM146 83V82H145ZM12 85L13 86V83H8L7 85ZM84 84V83H83ZM116 84H119V83H116ZM129 84V83H128ZM140 84H143V82L142 83H140ZM139 84V85H140ZM180 84V83H179ZM29 85V84H28ZM73 85V84H72ZM100 85H101V83H100ZM105 85V84H104ZM110 85V86H111ZM113 85L115 86V83H113ZM127 85V84H126ZM135 85V84H134ZM138 85V84H137ZM136 85V86H137ZM144 85V84H143ZM155 85V84H154ZM169 87H168V86ZM2 86L6 89L7 87H5L3 84H2ZM2 86L0 85V90H2L1 88H2ZM78 86V85H77ZM84 86V85H83ZM86 86V85H85ZM110 86H108V87H110ZM114 86H112L113 87V89H111L112 87H110V89L112 90V91H114V88H116V87H114ZM117 86V85H116ZM118 86H120V85H118ZM117 86V87H118ZM155 86V87H156ZM184 86V85H183ZM9 87V86H8ZM75 87V86H74ZM80 87V86H79ZM97 87H99V88H97ZM104 87V86H103ZM106 87V86H105ZM130 87V86H129ZM129 87H128V89H129ZM138 87V86H137ZM139 87H141V86H139ZM145 87H146V85H145ZM14 88V87H13ZM21 88V87H20ZM82 88V87H81ZM144 88V87H143ZM143 88H141L142 90H144ZM149 88V87H148ZM172 88V87H171ZM106 89H107V87H106ZM118 89H120V88H118ZM140 89V90H141ZM150 89V88H149ZM8 90H10V89H8ZM117 90V89H116ZM122 90V89H121ZM127 90V89H126ZM146 91H147V89H145ZM154 90V89H153ZM176 90V91H175ZM7 91V90H6ZM119 91V90H118ZM129 91V90H128ZM133 91V90H132ZM175 91V92H174ZM188 91V90H187ZM12 92V88H11V90H10V93ZM15 92H16V90H15ZM86 93L87 95L89 94V93ZM108 92V90H106L105 91V93H107ZM109 94H111V91L109 90ZM117 92V91H116ZM116 92H115V96H116ZM8 93V92H7ZM19 93V92H18ZM105 93H104V95H105ZM113 93V92H112ZM120 93V92H119ZM118 93V94H119ZM146 92H142V94H145ZM149 93H151V92H149ZM5 94V93H4ZM20 94V93H19ZM23 94V93H22ZM79 94V93H78ZM78 94H77V96H78ZM108 93H107V95L105 96V97H107L108 95H109ZM126 94V93H125ZM9 95V94H8ZM16 95V94H15ZM91 95V94H90ZM90 95H88V96H90ZM92 95V96H93ZM113 95H114V93H113ZM113 95L111 94L110 95V97H113ZM131 95V94H130ZM155 95V94H154ZM188 95V94H187ZM197 95V94H196ZM195 95V96H196ZM10 96H11V94H10ZM9 96V97H10ZM41 96V95H40ZM85 96V95H84ZM118 96V95H117ZM121 96V95H120ZM126 96V95H125ZM128 96V95H127ZM159 96V95H158ZM190 96V95H189ZM1 97H3V96H1ZM1 97H0V103H1V101H2V99H1ZM12 97V96H11ZM94 97H91V98H93V100H94ZM124 97V96H123ZM130 97V96H129ZM163 97V98H164ZM4 98H6V97H4ZM14 98V97H13ZM13 98H10L11 100L13 99ZM77 98V97H76ZM82 98V97H81ZM88 98V97H87ZM90 98V97H89ZM90 98V99H91ZM102 98H104V97H102ZM109 96L107 97V98H104L107 102L109 101ZM113 98H115V97H113ZM113 98H111V99H113ZM118 98H122V97H118ZM141 98V97H140ZM161 99H162V97H160ZM15 99H16V103H17V101H18V99H17V97L15 96ZM132 99V98H131ZM142 99V98H141ZM150 99V98H149ZM168 99V100H169ZM185 99V98H184ZM194 99V98H193ZM193 99H191L192 101H193ZM7 100V99H6ZM11 100H10V104L11 103H13L14 101L12 100V102H11ZM92 100V99H91ZM98 100H96V101H98ZM104 100V101H105ZM114 100V99H113ZM113 100H110L109 102H108V104H104V106H102V104H101V106L100 105H96V101H93L94 103H92L93 105H95V108H96V106H97V112L96 113H98L99 114V116H98V118L100 119V116H103V121H102V123H101V125H103L102 126V128L103 127H105L104 129H102V131L104 130L105 131V129H107V131L108 132H106L107 133V135L109 136V137H112L111 138V142L109 143L108 142V153L106 154L105 153V151H103L102 149H104V147L105 146H102V149H100L99 151L98 150H93V152L94 151H96V152H98L97 154H95L96 155V164H94V161H92V162H90V164L88 163L87 164V166H88V168L87 169H89V170H91L92 169V166H94L95 167V169H97L98 167H96L97 165L99 166V171H101V172H99V173H101V174H98V175H101V179L103 180V178H104V182H102V183H104V185L105 184H109L110 186H106L107 187V190H108V188H111L112 187V189L113 190H115L116 191V194H117V192H119V194H120V196L122 197V199L124 200V201H126V202H128V203H130V204H133L135 207H136V212H135V209H133L134 210V212L132 211L131 213H132V215L134 216V218H136L137 219V221H139V223L143 226V228L144 229H146L147 230V232L148 233H150L153 237H155L156 239H159V240H161V241H163L169 248H170V251L171 250H175L176 251V256L178 255L179 257H181L183 260V262H182V264L183 263H185V264H198L199 263V261H198V259H196V257H197V255H196V251L195 250H197V248L199 249V250H203V249H200L198 246L199 245H201V244H205V240L207 241L206 243V245H205V247L204 248H208L209 249V251L211 252V255H210V252H207L209 255V257L210 258H212V260L210 261V262H212V263H215L216 261V259L218 258V256H217V258H216V254H217V248H216V246H218V245H216L215 244V240H213L214 238H213V236L214 235H212V238L213 239H210L211 237H209V236H211L210 235V233L213 231L214 233H215V235H216V233L219 235H217V237H219V243L220 242H223V243H225V244H221L222 246H225V245H227V246H225V248H228L227 249V254H228V260H225V261H227V263H229L228 261L230 260V262L231 263H229V264H240V262H241V264L243 263V264H252L251 262H248V261H250V260H252V262L254 263V264H264V262H255L254 261V253H256V255L258 256V257H260L259 258V260L262 258V261H264L263 259H264V219H263V217H261L260 219L259 218H255V215L254 214H256V213H254V214H249L248 213V211L246 210L245 211V208L243 207V208H241V210H240V212L238 213V214H234L233 212H229V211H231V210H228V207H229V205H228V201H227V199H229V198H226L229 194L231 195V196H234V195H232L231 193H230V191L229 192H227V193H224L225 194V198L224 199H222V200H220V201H218L219 203H218V207H219V209L218 210H214L213 208L215 207V206H212V209H210V208H208L207 206H205L206 204H204L203 202H192L191 200L189 201V198L187 197V195H186V193L188 192H185V191H183V189H185V187L186 186H184V188H183V185H185V184H182V179H181V181H179L178 179H180V178H177L176 177V174L177 173H175V175H174V173H171L170 171L168 172L167 171V169L168 168H165V166L167 165V163L168 162H166V160H165V158H163V161H165L166 163H164L163 161V163L160 161V159L163 157V156H161L162 154L164 155V153L162 152L163 150H164V148H165V151H167L166 149V147H163V149L161 148V150L162 151H159L160 149H158L159 148V145H158V148L157 147H155L154 148V145H151V144H155L156 142H155V140L152 138V141L154 140V142L155 143H153V142H150L151 140L150 139H148V138H150V137H148L147 135H148V133H147V137H145L144 136V138H141L140 136V134H141V132L139 133V135H138V133L136 132L135 133V131H133V124H132V126H131V124L130 125H126L129 121H130V119H129V121H127V123H126V121H125V118H126V120H128V118H129V116L128 117H126V115H127V113H121L120 114V112L119 111H121V110H123V109H121L120 108V110H119V108H118V104H117V102L115 101V100H122V99H115L114 101ZM125 100V99H124ZM153 100V99H152ZM158 100V99H157ZM190 100V101H191ZM101 101H103V99L101 100ZM105 101V102H106ZM111 101H113L112 103H111ZM119 101V102H120ZM145 101H146V99H145ZM156 101V100H155ZM155 101H153V102H155ZM170 101H169V103H170ZM194 101H195V99H194ZM14 102V103H15ZM19 102V101H18ZM84 102V101H83ZM122 102V101H121ZM120 102V103H121ZM127 102V101H126ZM125 102V103H126ZM163 102V101H162ZM197 102V101H196ZM20 103V102H19ZM98 104H99V102H97ZM125 103H123L122 102V104H123V107L122 108H126L125 107ZM128 103V102H127ZM132 103V102H131ZM159 103V102H158ZM165 103H167V102H165ZM180 103H181V101H180ZM187 103V102H186ZM2 104H3V102H2ZM27 104V103H26ZM117 104V105H116ZM122 104H120V106H122ZM160 104V103H159ZM172 104V103H171ZM182 104H183V101H182ZM192 104V103H191ZM190 104V105H191ZM194 104V103H193ZM196 104V103H195ZM194 104V105H195ZM4 105H5V103H4ZM16 105H18V107H19V104H16ZM21 105V107H22V103L20 104ZM30 105V104H29ZM29 105H25V106H27L26 107V109H28L30 106ZM41 105V104H40ZM133 105V104H132ZM131 105V106H132ZM153 105H154V103H153ZM157 105V104H156ZM155 105V106H156ZM180 105V104H179ZM193 105V106H194ZM211 105V104H210ZM15 106V105H14ZM29 106V107H28ZM119 106V107H120ZM158 106V105H157ZM167 106V105H166ZM184 106V105H183ZM193 106H191V107H193ZM196 106V107H195ZM194 107V113H193V115H194V119H193V121H192V123H190V124H192L191 126L189 125V126H187V129H185L183 126V120H182V122H181V119L180 118H178V116H175L176 118H178V119H180L179 121H178V119L176 120V119H174V121H177V127L179 128V129H185V131H187V134H188V136L190 137L188 140H186V141H188V143L187 144H192L193 145V143H194V146H195V144H196V142L198 143V140L197 141H195V137H194V133L196 132V130H195V132H194V127H195V125L197 126V125H201L202 123H200V119H197L198 118V114H197V110H198V105L196 104ZM0 107L2 108L3 106H1V104H0ZM40 107V106H39ZM185 107V106H184ZM23 108L25 109V107H22L21 109L23 110ZM31 108V107H30ZM36 108V107H35ZM38 108V107H37ZM129 108V107H128ZM164 108V107H163ZM166 108V107H165ZM182 108V107H181ZM20 109V108H19ZM25 109V110H26ZM32 109V108H31ZM31 109H29V111H31ZM93 109H94V107H93ZM136 109V108H135ZM135 109H134V107H133V110L135 111ZM187 109V108H186ZM189 109V108H188ZM4 107L2 108V109H0V121H1V123H0V129H2L1 127H5V121H9L11 118L10 117H8V118H10L9 120H8V118H7V113L5 114V113H1V112H4ZM24 110V111H25ZM33 110H34V108H33ZM37 110V109H36ZM39 110V109H38ZM37 110V111H38ZM96 110V109H95ZM125 110V109H124ZM137 110V109H136ZM181 110H185V108H182ZM191 110V109H190ZM190 110H188V111H190ZM6 111H7V109H6ZM5 111V112H6ZM18 111V110H17ZM44 111H46V110H42V111H40L39 110V114H41L40 112H43V114L44 113H46V112H44ZM126 111V110H125ZM125 111H121V112H125ZM129 111V110H128ZM139 111V110H138ZM187 110H185V112H186ZM192 111V110H191ZM209 111V110H208ZM26 112H28V111H26ZM34 112H36L35 110H34ZM34 112H32V113H34ZM180 112V111H179ZM20 113L22 114V112L20 111ZM25 113V112H24ZM38 113H36V115H39ZM135 113H138V112H135ZM164 113V112H163ZM170 113V112H169ZM6 116H5V115ZM11 113H9V115H10ZM43 114H41V116L43 115ZM47 114V113H46ZM49 114V113H48ZM139 114V113H138ZM137 114V115H138ZM171 114V113H170ZM174 114V113H173ZM203 114H205V113H203ZM19 115V114H18ZM45 115V114H44ZM43 115V116H44ZM130 115H131V113H130ZM133 115V114H132ZM175 115V114H174ZM180 115H182V113L180 114ZM217 115V114H216ZM48 117L50 116V115H47ZM59 116V115H58ZM170 116V115H169ZM173 116V115H172ZM19 117V116H18ZM27 117V116H26ZM38 117V116H37ZM46 117V116H45ZM73 117V116H72ZM131 117H133V116H131ZM136 117V116H135ZM171 117V116H170ZM197 117V118H196ZM204 117V116H203ZM47 118V117H46ZM51 118H56V116L55 117H49V118H47L48 120L50 119V121H52V122H54V123H56L57 122V120L59 119H57V120H52ZM64 118V117H63ZM97 118V117H96ZM15 119H16V117H15ZM22 119V118H21ZM20 119V120H21ZM68 119V118H67ZM133 119V118H132ZM144 119V118H143ZM188 119V118H187ZM204 119V118H203ZM14 120V119H13ZM12 119L9 121L10 123H12V122H14ZM17 120V119H16ZM101 120H102V117H101ZM12 121V122H11ZM49 121V122H50ZM98 121V120H97ZM186 121H188V120H186ZM206 121V120H205ZM204 121V122H205ZM18 122V121H17ZM44 122V121H43ZM51 122V123H52ZM59 122V121H58ZM58 122H57V124H58ZM62 122V121H61ZM68 122V121H67ZM74 122V121H73ZM99 122V121H98ZM167 122V121H166ZM190 122H191V120H190ZM20 123V122H19ZM60 123V122H59ZM64 123V122H63ZM82 123V122H81ZM104 123V124H103ZM163 123V122H162ZM231 123V122H230ZM8 122H7V125H6V128H7V126H8ZM15 123H13V125H14ZM57 124H55V125H57ZM62 124V123H61ZM135 124V123H134ZM138 124V123H137ZM173 124H175V122L173 123ZM185 124V123H184ZM12 124H10V126H11ZM13 125L11 126V128H13ZM45 125H47V127H48V125L49 124H45ZM52 125H54V124H52ZM67 125V124H66ZM206 125V124H205ZM18 126V125H17ZM25 126V125H24ZM63 125H61L60 126V124H59V127H60V129L61 130H63V132L66 134H64L65 136H66V138H67V141H69L68 143H70L71 142V144H76V143H78V144H83L84 145V148H85V146H86V148H89V146H90V144L88 143V141H86L87 140V138L86 139H84L85 141H83V140H81V138L80 139H77L76 137H77V132L76 131H74V128H71L70 127V129H68L69 127H62ZM138 126V125H137ZM139 126H141V125H139ZM148 126H150V125H148ZM219 126V125H218ZM16 127V126H15ZM20 127V126H19ZM50 127V126H49ZM48 127V128H49ZM55 127V126H54ZM58 127V128H59ZM73 127V126H72ZM76 127V126H75ZM135 127V126H134ZM141 127H144V126H141ZM173 127V126H172ZM203 127V126H202ZM8 128L10 129V127L8 126ZM17 128V127H16ZM15 128V129H16ZM92 128V127H91ZM100 128V127H99ZM147 128V127H146ZM14 129V128H13ZM59 129V130H60ZM72 129V130H71ZM77 129V128H76ZM75 129V130H76ZM157 129V128H156ZM175 129H177L176 127H175ZM4 130V129H3ZM2 130V131H3ZM11 130V129H10ZM17 130H18V128H17ZM50 130V129H49ZM51 130H52V128H51ZM134 130H136V129H134ZM142 130V129H141ZM198 130V129H197ZM0 132L1 133V135L3 134V132ZM6 131H7V129H6ZM13 132H14V130H12ZM18 131H21V130H18ZM47 131H48V129H47ZM54 131V130H53ZM57 131V130H56ZM76 132L75 134H74V132ZM81 131V130H80ZM104 131H103V133H104ZM137 131H140V130H137ZM166 131V130H165ZM167 131H169V130H167ZM178 131V130H177ZM180 131V130H179ZM9 132V131H8ZM7 132V133H8ZM58 132V131H57ZM62 132V131H61ZM145 132V131H144ZM164 132V131H163ZM182 132V131H181ZM6 133V134H7ZM16 133H17V131H16ZM19 133V132H18ZM49 133V132H48ZM51 133V132H50ZM52 133H54V132H52ZM81 133V132H80ZM87 133V132H86ZM105 133V134H106ZM146 133V132H145ZM165 133H167V132H165ZM172 133V132H171ZM183 133H184V131H183ZM4 134H5V132H4ZM12 134V133H11ZM10 134V135H11ZM22 134V133H21ZM24 134V133H23ZM63 134V133H62ZM83 134V133H82ZM104 134V135H105ZM138 136H137V135ZM144 134V133H143ZM143 134H142V136H143ZM198 134V133H197ZM0 135V136H1ZM58 135V134H57ZM60 135V134H59ZM76 135V136H75ZM85 135V134H84ZM87 135V134H86ZM106 135V136H107ZM153 135V134H152ZM14 136V135H13ZM16 136V135H15ZM19 136H20V134H19ZM25 136V135H24ZM64 136V137H65ZM187 136V137H188ZM59 137V136H58ZM80 137V135L78 136V138ZM139 137H140V139H143L142 141H145L144 139L145 138H147L148 140H149V142L151 143H146V141H148L147 139H146V141L144 142L145 144H146V147L143 145V146H141L140 144H144V143H140L139 142ZM153 137H154V135H153ZM159 137V136H158ZM0 138H2V140L4 139H6V138H4L3 136L2 137H0ZM16 138V137H15ZM24 138V137H23ZM60 138H61V136H60ZM63 138V137H62ZM84 138V137H83ZM82 138V139H83ZM13 139V138H12ZM19 139V138H18ZM26 139V138H25ZM65 138H63V140H64ZM69 139V140H68ZM101 139V138H100ZM139 139V140H138ZM163 139V138H162ZM169 139V138H168ZM2 140L0 139V264H126V263H124V262H126V261H123V259H120L115 253L118 251V248H117V251L115 252V253H113L112 252V250H110V248H104V247H106L105 245H104V247H102V244H104L103 243V241L100 243V237L99 238H97V237H95L96 235H94L93 233V230L91 231L90 230V228L88 229V228H85L86 226H88V225H86V226H83L84 225V223H82V224H80V222H78L77 220H76V218H74L73 217V208L72 207H70L71 205H69V203H71L69 200H67V196L69 195H67V190H66V188L67 187H69L68 185H67V183L70 185V187L72 186V184H74V183H76L77 181H76V178H75V175L73 176V174H71L73 177H74V179L72 178L71 180H68V182L66 183V184H64V182L63 183H56L55 181V179H56V173H55V175H53V176H56L55 177V184H52L51 182V185H49L48 183V185H49V187L47 186V184H46V181L44 182L43 181V179H42V181L37 177L38 175L36 174V172H38V171H34V169L36 170V168H35V166L33 165V163L31 164V162H30V166L29 167H31L32 165L34 166V169L32 168H30V169H27V168H29V167H27L26 168V165H25V161H20L19 160V158H14L11 154L12 153H10L9 151L11 150H9V145L8 144H6V145H8V146H6L5 144H3L2 143ZM17 140V139H16ZM24 140V139H23ZM89 140V139H88ZM108 140V139H107ZM167 140V139H166ZM8 141V140H7ZM10 141H11V139H10ZM104 141H106V140H104ZM110 141V140H109ZM162 141V140H161ZM184 141V140H183ZM183 141H179V142H183ZM185 141V142H186ZM90 142H92V141H90ZM93 142H95V141H93ZM99 142H100V140H99ZM200 142V141H199ZM24 143H25V141H24ZM27 143V142H26ZM29 143V142H28ZM159 143V142H158ZM161 143V142H160ZM159 143V144H160ZM167 143V142H166ZM170 143V142H169ZM206 143V142H205ZM203 144V145H207V143L206 144ZM17 144H18V142H17ZM70 144V145H71ZM78 144H77V147H75L74 148V145L72 146L71 145V147H73L75 150H76V148H78ZM91 144H93L94 145V143H91ZM105 144V143H104ZM174 144V143H173ZM210 144H212V143H210ZM13 145H15L14 144V142H13ZM22 145V144H21ZM29 145H30V143H29ZM69 145V146H70ZM83 145H81V147L83 146ZM101 145V144H100ZM103 145V144H102ZM161 145V144H160ZM164 145V144H163ZM163 145H161V146H163ZM191 145V146H192ZM197 145V144H196ZM198 145H200V143L198 144ZM80 146V145H79ZM88 146V147H87ZM160 146V147H161ZM164 146H166V144L164 145ZM169 146V145H168ZM202 146V145H201ZM20 147V146H19ZM94 147V146H93ZM174 147V146H173ZM193 147V146H192ZM196 148H197V146H195ZM203 147V146H202ZM212 147V146H211ZM16 148V147H15ZM27 148V147H26ZM29 148V147H28ZM27 148V149H28ZM32 148V147H31ZM67 148V147H66ZM85 148V149H86ZM92 148V147H91ZM101 148V147H100ZM105 148H107V147H105ZM168 148H170V146L168 147ZM196 148H195V150H196ZM198 148H200V146H198ZM205 148V147H204ZM207 148V147H206ZM20 149V148H19ZM18 149V150H19ZM23 149H25V148H23ZM68 149V148H67ZM172 149V148H171ZM188 149H191L190 148V145H189V148ZM207 149H210V148H207ZM35 150V149H34ZM65 150V149H64ZM69 150H73L72 148L71 149H69ZM84 150V149H83ZM82 150V151H83ZM90 150V149H89ZM16 151V150H15ZM31 151H33V149L31 150ZM37 151V150H36ZM68 151V150H67ZM78 151V150H77ZM81 151V150H80ZM79 151V152H80ZM169 151V150H168ZM201 151V150H200ZM210 151V150H209ZM19 152V151H18ZM24 152H26V151H24ZM30 152V151H29ZM74 152V151H73ZM84 153H85V150L83 151ZM89 152V151H88ZM90 152H91V150H90ZM156 152L157 153H159V154H156ZM160 152H162V153H160ZM172 152V151H171ZM205 152V151H204ZM17 153V152H16ZM21 153V152H20ZM31 153H34V152H31ZM30 153V154H31ZM39 153V152H38ZM69 153V152H68ZM72 152H70L69 154H71ZM76 153V152H75ZM78 153V152H77ZM82 152H80L79 153V155L81 154ZM83 153V155L84 156H82V154H81V156L82 157H85V154H87V153H85L84 154ZM92 153V152H91ZM129 153H131V154H133V155H137L138 157H139V159L142 161H144V163L145 162H147V163H149V166H150V168H149V166L147 167V164L145 163V165H146V167H144V168H147V169H144L143 168V166H141V162H140V160L139 159H137L138 157H134L133 159L132 158H130V156H131V154L129 155ZM201 153V152H200ZM218 153V152H217ZM36 154V153H35ZM68 154V155H69ZM74 154V153H73ZM94 154V153H93ZM92 154V155H93ZM153 154L154 156H152V158L150 157H148V156H151V155ZM170 154V153H169ZM220 154V153H219ZM17 155H18V153H17ZM29 155V154H28ZM27 155V156H28ZM34 155V154H33ZM32 155V156H33ZM37 155V154H36ZM79 155H77L76 154V156L77 157H79ZM132 155V156H133ZM159 155H160V157H159ZM207 155V154H206ZM211 155H212V153H211ZM218 155V154H217ZM19 156V155H18ZM25 156V155H24ZM35 156V155H34ZM71 156V155H70ZM74 156V155H73ZM72 156V157H73ZM75 156V157H76ZM89 157H90V154L88 155ZM172 156V155H171ZM204 156V155H203ZM215 156V155H214ZM36 157V156H35ZM38 157V156H37ZM74 157V158H75ZM153 157H155L156 159H157V161H156V159L154 158L153 159ZM202 157V156H201ZM207 157V156H206ZM212 157V156H211ZM23 158V156H21V159ZM40 157H38V159H39ZM80 158V157H79ZM149 158V159H148ZM30 159V158H29ZM36 159V158H35ZM37 159V160H38ZM78 159V158H77ZM81 159V158H80ZM89 159V158H88ZM209 160L211 159V158H208ZM207 158H205V162H207V160H208ZM79 160V159H78ZM82 160V159H81ZM85 160H87V158L85 159ZM208 160V161H209ZM213 160V159H212ZM28 161V160H27ZM43 161V160H42ZM90 161V160H89ZM89 161H87V162H89ZM142 161V162H143ZM158 161H160L162 164H160V162L158 163ZM168 161V160H167ZM223 161V160H222ZM25 162V163H24ZM37 162V161H36ZM35 162V163H36ZM201 162V161H200ZM205 162H203V163H205ZM215 162V161H214ZM221 162V161H220ZM39 163V162H38ZM37 163V164H38ZM84 163V165H85V162H83ZM92 163V164H91ZM143 163V164H144ZM170 163V162H169ZM219 163V162H218ZM29 164V163H28ZM94 164V165H93ZM164 164H166V165H164ZM206 164V163H205ZM215 164V163H214ZM214 164H212V162H211V160L209 161V163L207 164V165H209V167H210V165H214ZM43 165V164H42ZM144 165V166H145ZM39 166V165H38ZM206 166V165H205ZM85 167V166H84ZM93 167V168H94ZM167 167H169V166H167ZM197 167V166H196ZM207 167V166H206ZM209 167H207L208 169H209ZM215 167H216V165H215ZM39 168V167H38ZM37 168V169H38ZM149 168V169H148ZM218 168V167H217ZM227 168V167H226ZM44 168H42V170H43ZM58 169V168H57ZM81 169H82V167H81ZM87 169H85L84 168V170L83 171H87ZM201 169V168H200ZM89 170H88V172H89ZM98 170V169H97ZM211 170V169H210ZM46 171H47V169H46ZM57 171V170H56ZM80 171V170H79ZM44 173H45V171H43ZM61 172V171H60ZM81 172V171H80ZM213 172V171H212ZM49 173V172H48ZM62 173L64 174V172H63V170H62ZM91 173H92V170H91ZM94 173V172H93ZM95 173H98V171H96ZM184 173V172H183ZM185 173H187V172H185ZM215 173V172H214ZM43 174V173H42ZM47 174V173H46ZM66 174V173H65ZM88 174V173H87ZM190 174V173H189ZM194 176L193 177H195V173H192ZM206 174V173H205ZM230 174V173H229ZM40 175V174H39ZM44 175V174H43ZM49 175V174H48ZM79 175V174H78ZM92 175V174H91ZM166 176L165 178H163V176ZM187 175H188V173H187ZM197 175V174H196ZM62 176V175H61ZM67 176H68V174H67ZM70 176V175H69ZM68 176V177H69ZM93 176V175H92ZM104 176V177H103ZM177 176H179V175H177ZM182 176V175H181ZM183 176H184V174H183ZM189 176V175H188ZM60 177V176H59ZM58 177V178H59ZM63 177H65V176H63ZM71 177V176H70ZM82 177V176H81ZM100 177V176H99ZM103 177V178H102ZM192 177V176H191ZM199 177H200V175H199ZM42 178V177H41ZM78 178H79V176H78ZM78 178H77V180H78ZM183 178V177H182ZM186 178V177H185ZM196 178H197V176H196ZM47 179V178H46ZM52 179V178H51ZM50 179V180H51ZM80 179V178H79ZM163 179H168V181L173 185L174 184V186L176 185L177 187H181V184H182V188H180L182 191V193H184V195H186V198L184 197V195H182L180 192H178L179 194H181V196L179 197V200H180V198H182L181 199V201H179L178 200V196L176 197L177 198V200L179 201V203L181 204V206H180V204H179V206H180V208H182V209H179V210H181V212H180V214H176V212H172V209L174 208V206L172 205L174 202H172L173 200H175V199H173L172 201H171V199H172V197H175V195H173L172 197H168V195H169V193H168V195H166V193H165V189H164V191H163V188H164V186H163V188H162V186H160L161 184L159 183L160 181H161V183H162V181H163ZM199 179V178H198ZM44 180H45V178H44ZM49 180V181H50ZM64 180V179H63ZM102 180H100V182L102 181ZM186 180H187V178H186ZM219 180V179H218ZM60 181V180H59ZM65 181V180H64ZM78 181H80V180H78ZM189 181H190V179H189ZM188 181V182H189ZM192 181H194V180H192ZM199 181H201V180H199ZM223 181H224V183L228 186V178H226V176L223 178ZM66 182V181H65ZM81 182V181H80ZM78 183V184H81V183ZM86 182H89V181H86ZM186 181H184L183 183H185ZM191 182V181H190ZM83 183V182H82ZM94 183V182H93ZM101 183V184H102ZM160 185H159V184ZM166 183V182H165ZM164 183V184H165ZM169 183V184H170ZM77 184V185H78ZM88 184V183H87ZM100 184V185H101ZM188 184V183H187ZM191 184V183H190ZM223 184V183H222ZM65 185H67V186H65ZM76 185V184H75ZM89 185H90V183H89ZM97 185V184H96ZM163 185V184H162ZM189 185V184H188ZM74 186V185H73ZM79 186V185H78ZM77 186V187H78ZM91 186V185H90ZM103 186V185H102ZM101 186V188H103ZM104 186V187H105ZM167 186V185H166ZM165 186V187H166ZM175 186V187H176ZM225 186V185H224ZM229 186H231L230 184H229ZM76 187V186H75ZM100 187V186H99ZM169 187V186H168ZM85 188V187H84ZM96 188H97V186H96ZM178 188V189H179ZM229 189H230V187H228ZM80 189V188H79ZM88 189V188H87ZM170 189H172V188H170ZM189 189V188H188ZM220 189V188H219ZM89 190V189H88ZM87 190V191H88ZM101 190V189H100ZM111 190V189H110ZM224 190V189H223ZM73 191H75L76 192V190L74 189ZM112 191V190H111ZM196 191V190H195ZM233 191V190H232ZM238 191V190H237ZM102 192V191H101ZM110 192V191H109ZM192 192V191H191ZM190 192V193H191ZM72 193V192H71ZM89 193V192H88ZM87 193V194H88ZM103 193V192H102ZM101 193V194H102ZM104 193H106V192H104ZM112 193H113V191H112ZM148 193L149 194H151V195H153V197L155 198V200L158 202V204L159 203H162V206H163V213H161L159 210H155V204H151L150 202H149V200L150 199H146V197H147V195H148ZM172 192H170V194H171ZM189 192H188V194H190ZM207 193V192H206ZM233 193V192H232ZM236 193V192H235ZM90 194V193H89ZM108 194V193H107ZM115 194V193H114ZM178 194V195H179ZM234 194V193H233ZM71 195V194H70ZM75 195V194H74ZM103 195H106V194H103ZM111 195V194H110ZM109 195V196H110ZM150 195V196H151ZM155 195V196H154ZM191 195V194H190ZM205 195V194H204ZM93 196V195H92ZM149 196V197H150ZM192 197H193V194L191 195ZM230 196V197H231ZM73 197V196H72ZM72 197H70V198H72ZM120 197V198H121ZM198 197V196H197ZM235 197V196H234ZM75 198V197H74ZM97 198V197H96ZM98 198H100V197H98ZM118 198V197H117ZM169 198H171V199H169ZM231 198H233V197H231ZM240 198V197H239ZM110 199V198H109ZM108 199V200H109ZM151 199L153 200V198L151 197ZM199 199V198H198ZM214 199V198H213ZM243 199V198H242ZM103 200V199H102ZM101 200V201H102ZM194 200V199H193ZM207 200V199H206ZM240 200V199H239ZM69 201V202H68ZM96 201H97V199H96ZM100 201V202H101ZM110 201V200H109ZM108 201V202H109ZM111 201H112V199H111ZM151 201V200H150ZM170 201H171V203H170ZM178 201L176 202V203H178ZM214 201V200H213ZM215 201H216V199H215ZM229 201H231V200H229ZM119 202H121V201H119ZM125 202V203H126ZM191 202H192V204H191ZM233 202V201H232ZM73 203V202H72ZM71 203V204H72ZM94 203V202H93ZM103 203V202H102ZM101 203V204H102ZM110 203V202H109ZM112 203V202H111ZM127 203V204H128ZM176 203H174V204H176ZM193 203L195 204L194 206H193ZM217 202H215V204H216ZM231 203V202H230ZM241 203V202H240ZM101 204H100V206H101ZM108 203H106V205H107ZM126 204V206H128ZM237 204V203H236ZM97 205V204H96ZM95 205V206H96ZM103 205V204H102ZM77 206V205H76ZM98 206H99V204H98ZM118 206V205H117ZM123 206V205H122ZM131 207H132V205H130ZM228 206V207H227ZM97 207V206H96ZM116 207V206H115ZM115 207H112L113 209L115 208ZM119 207H121V205H120V203H119ZM130 207V209H132ZM173 207V208H172ZM178 207V206H177ZM100 208V207H99ZM117 208V207H116ZM123 208V207H122ZM134 208V207H133ZM232 208V207H231ZM71 209H72V211H71ZM78 208H76V210H77ZM95 209V208H94ZM107 209H109V208H107ZM120 209V208H119ZM227 210V211H224V210ZM79 210V209H78ZM92 210V209H91ZM110 210H111V208H110ZM117 210V209H116ZM121 210V209H120ZM125 210V209H124ZM103 211H104V209H103ZM155 211V212H154ZM157 211V212H156ZM77 212V211H76ZM82 212V211H81ZM99 212V211H98ZM102 212V211H101ZM110 212V211H109ZM113 212V211H112ZM125 212V211H124ZM177 212H178V208H177ZM78 213H80V212H78ZM93 213V212H92ZM104 213V212H103ZM119 213V212H118ZM81 214V213H80ZM84 214V213H83ZM108 214V213H107ZM106 214V215H107ZM120 214V213H119ZM122 214V213H121ZM74 215H76L75 213H74ZM99 215V214H98ZM114 215V214H113ZM115 215H117V213L115 214ZM131 215V216H132ZM78 216H79V214H78ZM84 216V215H83ZM88 216H90V215H88ZM95 216V215H94ZM93 216V217H94ZM118 216V215H117ZM126 216V215H125ZM129 216V215H128ZM127 216V217H128ZM132 216V217H133ZM104 217V216H103ZM92 218V217H91ZM100 218V217H99ZM106 218V217H105ZM86 219V218H85ZM90 219V218H89ZM94 219V218H93ZM97 220H98V218H97ZM103 220V219H102ZM107 220V219H106ZM79 221H81V220H79ZM112 221V220H111ZM117 221V220H116ZM125 221V220H124ZM89 223H91V222H89ZM114 223V222H113ZM203 223V224H202ZM106 224V223H105ZM111 224V223H110ZM134 224V223H133ZM123 225V224H122ZM261 226V227H259L258 228V226ZM93 226H94V224H93ZM97 227V226H96ZM251 227H253V228H255V229H253L252 228V230H251ZM131 229V228H130ZM138 229V228H137ZM116 230V229H115ZM93 232V233H92ZM101 232V231H100ZM237 232H238V234H237ZM103 233V232H102ZM239 233H240V238H242V239H240V241H241V244H243V243H246V245L245 244H243V246H241L242 248H239V250L240 251H238L240 254H241V258H238V256H235V254H236V251H235V249H236V247H235V245H237L238 244V242H239ZM98 234V233H97ZM99 235V234H98ZM109 235V234H108ZM99 236H102V235H99ZM106 236V235H105ZM215 237V236H214ZM247 237V238H246ZM102 238V237H101ZM113 238V237H112ZM99 239V240H98ZM115 239V238H114ZM230 239H232L233 241H232V243L231 242H229V241H231ZM106 240V239H105ZM105 240H104V242H105ZM244 240H246V242H244ZM109 241V240H108ZM202 241L204 242V243H202ZM217 241V240H216ZM112 242H114L113 240H112ZM128 242V241H127ZM106 243V242H105ZM110 243V242H109ZM115 243V242H114ZM218 243V244H219ZM240 243V242H239ZM111 245H113V244H111ZM245 245V246H244ZM164 246V245H163ZM204 246V245H203ZM207 246V247H206ZM248 247V249H246L247 247ZM108 247V246H107ZM246 247V248H245ZM223 248V247H222ZM238 248V247H237ZM243 248H245L244 250H242L241 251V249H243ZM114 249H115V247H114ZM224 249V248H223ZM250 249H252L251 251L253 252V254H251L249 257L248 256H246V254L250 251ZM222 250V249H221ZM226 250V249H225ZM247 250V251H246ZM200 251V252H201ZM235 251V252H234ZM244 251H246V252H244ZM250 251V252H251ZM255 251V252H254ZM45 252V253H44ZM198 252V251H197ZM199 252V255L201 254L202 255V253H200ZM206 252H204V253H206ZM238 252H237V255H240V254H238ZM241 252H243V254L241 253ZM250 252L248 253V254H250ZM203 253V254H204ZM45 254H47V255H45ZM223 254V253H222ZM221 254V255H222ZM206 255V254H205ZM226 255V254H225ZM255 255V256H256ZM208 256H205V257H207L208 258ZM213 257H214V259H213ZM247 257V258H246ZM258 257L256 258L255 257V260L256 261H258ZM122 258V257H121ZM210 258H208V259H210ZM202 259V258H201ZM238 259H240V261L238 262ZM248 259V260H247ZM195 260H197V261H195ZM221 259H219V261H220ZM245 260H246V262H248V263H246L245 262ZM203 262V261H202ZM220 263H223V264H225L226 262H223V260H222V262L220 261ZM219 262H216L215 264H220ZM200 264V263H199Z\"/></svg>", "mask_w": 264, "mask_h": 264}]
</instances>
